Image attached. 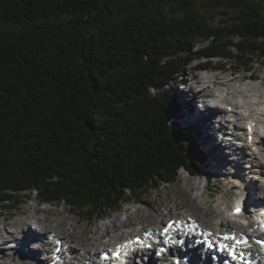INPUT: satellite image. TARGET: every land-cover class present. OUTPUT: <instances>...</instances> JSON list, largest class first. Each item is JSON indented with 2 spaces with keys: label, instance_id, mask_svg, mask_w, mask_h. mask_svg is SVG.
I'll use <instances>...</instances> for the list:
<instances>
[{
  "label": "trees",
  "instance_id": "obj_1",
  "mask_svg": "<svg viewBox=\"0 0 264 264\" xmlns=\"http://www.w3.org/2000/svg\"><path fill=\"white\" fill-rule=\"evenodd\" d=\"M206 1L225 25L198 0H0V208L35 194L104 217L200 175L164 88L198 60L264 64V0Z\"/></svg>",
  "mask_w": 264,
  "mask_h": 264
},
{
  "label": "rangeland",
  "instance_id": "obj_2",
  "mask_svg": "<svg viewBox=\"0 0 264 264\" xmlns=\"http://www.w3.org/2000/svg\"><path fill=\"white\" fill-rule=\"evenodd\" d=\"M198 4L200 9L199 11L203 13L206 18H208L211 24L225 25L226 21H229V17L225 16L222 10L210 11L207 7L206 0H198ZM205 44L206 42H199L196 49L203 47ZM200 62H203V60L190 63L184 68V71L177 76L176 81L166 86L163 90L164 95H173L176 102L178 108L176 122L180 124L179 126L181 128L184 126H191L193 128L191 132L192 137L195 139L197 146L204 153L205 164H201L199 176H192L187 171L182 169L179 171L177 182L158 186L157 189L152 190L146 196H142L140 200H134L131 203L125 204L119 212H114L104 217L95 216L91 218L87 215V213H73L72 209L66 204L59 205L57 203L55 205H44L35 194H23L19 199V206H15L14 204L0 208V245L6 241L7 245L12 247V244H14L12 241L13 239L16 241L18 238L23 239L25 237V239L34 238L37 240L39 237H46L49 234H46V232H44V234H39L37 232L35 233V231H33V234H29V224H31L32 220H29V218L23 214V210L31 211L33 218H44V215L41 212L42 209L43 211H50L47 218L48 220L50 219L49 221L54 220V224L49 230L59 231L58 225L65 221L63 222V228L66 226L65 228L70 230L73 235L80 234V236L77 237V241L79 243L78 249L86 246L87 248H95L96 250L92 251L91 254L96 251L97 253H95V256H98V251L101 252L103 249H108V247L103 246L104 243L111 245L109 244L110 241H115V243L118 242L120 236L129 232L130 228H136L138 225L140 226V223L138 224V222H141V224H144L146 227H155L157 225L162 226L163 224H166V221L173 216L168 214V207L163 206V204L168 205V197H170V194H175L181 188L187 187L188 192H190L193 197H197L200 192H203L205 193V198L199 200V204L195 203L202 208V211L195 210L191 206H185L179 209L178 213L189 214L199 219L207 228L212 229H215L217 224H219L223 219V215L221 214L222 210L220 209L221 206H223V202H233L236 199L245 200L248 197H250L251 200L254 199L255 191H253V189H256L255 185L257 182H260L263 185L264 179L255 173H249V166L247 163H245L247 168L245 173H240L241 169L239 170L238 165L233 162L235 158L232 153L235 151H233L231 145L227 142L228 140H226L227 134H225V132H232V126L229 125L227 130L222 131L220 129V125L214 121V118L210 117V121L209 119L206 121V117L213 112V109L207 111L203 103L193 102L192 93L195 94L197 90L202 89V86L199 85L198 82L204 83L206 81L207 74V76L214 74L220 75L222 78H235L238 79V81H243L244 77L254 74L264 75V64L256 61V63L252 66L251 73H245V71H243L244 68L236 70V63L231 62H228L226 67L227 71H223V73H221V71H215L214 73L194 71L193 69H197ZM213 62L216 65H219L220 63L226 65L225 61H222V59L219 58L214 59ZM237 84L239 83H236V86ZM189 86H193L191 92L188 90ZM211 90L216 92V88L214 86ZM216 116H219V114ZM228 117L231 118L230 116ZM219 118L222 120L221 117ZM220 144L223 146L221 147ZM225 151L226 153H229L228 158L233 159L226 167L220 162L221 158H223L226 154ZM214 155H218L219 157L214 160ZM259 159L264 163V158H262V156H260ZM211 161H213L212 165ZM222 173H226V175L223 176L221 175ZM250 192H252L251 194L253 196H251ZM259 193L260 196H264V191ZM158 205L162 207L161 217H159V210L157 208ZM170 205H173V203H170ZM35 207L40 208L41 213L38 212L33 214L32 209ZM138 210L144 213L143 216L129 217V214H135ZM215 210H217L220 214L214 212ZM147 217L148 219L145 220ZM158 217L160 218V222L163 221L164 223H159L157 221ZM19 219L24 221L22 223V227L19 229L12 228V225L16 224V221ZM71 223L74 225L76 224L75 228H72ZM139 226L137 228H139ZM9 230L14 232L17 230L22 231V234H20L21 236H19V234L14 235L9 233ZM23 230L27 231L24 232ZM32 241L35 240L32 239ZM23 246L24 251L12 250V252L17 256H22L23 254L27 255L26 250H30L31 248H29V246L32 247L33 245H27L25 242ZM53 248L54 247H52V249ZM31 250L29 252L27 251V253L29 254L32 252ZM8 253H11V250L0 252V264H10V260L8 259L9 257L7 256ZM41 257L43 258L42 254ZM77 257L81 260L83 259L82 262L87 263L88 261L87 259L85 260V257H81L80 255H77ZM154 259L155 261L145 263L141 258H139L136 262H134V264H143V262L144 264H172L169 260L157 262L156 257H154ZM29 261L32 264H36V262L37 264H42L37 259H30Z\"/></svg>",
  "mask_w": 264,
  "mask_h": 264
},
{
  "label": "bare ground",
  "instance_id": "obj_3",
  "mask_svg": "<svg viewBox=\"0 0 264 264\" xmlns=\"http://www.w3.org/2000/svg\"><path fill=\"white\" fill-rule=\"evenodd\" d=\"M253 77L258 78L259 82L258 84H256L255 86L250 85V83L247 84H241L240 86H236V83H243L244 82V78L243 81H238V79L235 78H222L220 75H213L211 80L208 82H198L199 85L202 86L201 90H197V92H195V94L192 93V101L193 102H201L204 104V107H206L207 111H210L213 109V112L208 115V117H206V121L212 117L214 118V121L217 122L220 125V129L222 131L227 130L228 126L231 125L232 127H234V131L235 134H231L230 131H226L225 134H227V142H229V144L231 145L233 151H235L233 154L234 156V163L238 165V168L240 170L241 174L245 173L246 165L245 163L248 164L249 166V173H255L259 176H261L262 179H264V163L262 162V160L259 159L260 156H262V158H264V138H262V136L259 134V129L260 131H263L264 133V75L259 74V75H252ZM216 88L217 92H220V94H222V98L224 99L223 102H220V104H226L227 106L229 105V107H220L219 105L217 107H211L209 105L208 102H210L211 99H213L214 97H216L217 93L214 92L213 90H211L212 87ZM193 89V86H189V91L191 92ZM239 98H243V99H253L259 106L258 107H253L252 105H247V106H242L240 104V102L238 101ZM219 116H216L218 115ZM227 116H231L234 119H232L231 121H228ZM222 118V120H220V118ZM210 121V119H209ZM212 121V122H214ZM214 124V123H212ZM249 125H251V128L254 129V132L252 134H248L247 131L249 130ZM232 129V128H231ZM253 135L254 138L256 139L257 143H253L250 144L249 143V136ZM233 141V143L231 142ZM256 145H262V149H259V153H257V151H254L253 148L256 147ZM220 146L222 147L223 145L220 144ZM259 148V147H258ZM226 153V151H225ZM229 153H226L225 156L223 158H221L220 162L222 163V165H224L225 167L227 166V164L232 161L233 159L228 158ZM259 156V157H258ZM219 156L214 155V160H216V158H218ZM213 161H211V165H212ZM219 164V163H218ZM221 175L225 176L226 173H222ZM256 189L253 191H255V195H254V199L251 200L250 197H248L245 200H240V202L238 203L239 205H244V207H246V211H245V215L250 216V214L252 213V204H264V202L261 201L260 198V193L259 192H263L264 191V184L262 185L260 182L256 183ZM188 188H181L179 189L175 194H170V197H168V205L163 204V206L168 207L167 210L168 214H171V216L175 217L174 218H170L173 220H178V219H186L187 217H192L189 214H185V213H178L179 209L183 208V207H189L191 206L193 209L198 210V211H202V208L199 205H196L195 203H200L199 200H202L205 198V193L200 192L198 194L197 197H193L190 192H188L187 190ZM252 192H250L251 194ZM249 194V195H250ZM251 196H253L251 194ZM202 202V201H201ZM170 203H173V205H170ZM224 205V204H223ZM229 205V204H227ZM158 210H159V217L162 216L161 211H162V207L161 206H157ZM235 208V204H233V206L229 209V212H232V210ZM254 208V207H253ZM245 210V209H244ZM41 209L40 208H34L32 209V213H38L40 212ZM190 211V210H189ZM44 215L43 217H37V218H33V215L31 214V211L28 210H23V214L25 216H27L29 218V220L31 221V224H29L30 227V232L29 234H33V231H35V233H39V234H44V232H46V234H52V233H56V239L57 240H61V241H65L66 245L70 246V258L71 261L75 260L76 262H80L79 264H83L82 260L79 259L77 257V255L81 256V257H85V260L87 259L88 255H91V252L96 250L95 248H87L86 247H82L78 249V241H77V237L80 236V234L77 235H73V233L66 229L65 227L63 228V222H61L58 226H59V231L57 230H49L51 227H53L54 224V220L49 221L48 220V215L50 214V211L44 210L42 209L41 211ZM40 212V213H41ZM214 212H217V210H215ZM143 212L138 210L136 211L135 214L131 215L129 214V217H141L143 216ZM217 214H220L217 212ZM60 215V214H59ZM157 218V221L159 223H164L163 221L160 222V218ZM26 218V219H28ZM148 217L145 219L147 220ZM170 219L168 221H170ZM65 220V219H64ZM168 221L166 222V224L168 223ZM24 221L22 219H19L18 221H16V224L12 225V228L14 229H19L22 227V223ZM221 227L219 230H217V227H219V224H217V226L215 227L216 232L218 233H222V231H227L229 228L233 229L236 227V222L231 220V219H225L223 221H221ZM140 223L141 229L139 230V228H137V231H140L141 233H147L151 230H155V228H153L152 226H145L144 224H141V222H138V224ZM76 225V224H75ZM75 225L71 223L72 228H75ZM164 225V224H163ZM35 227V228H34ZM158 228L161 227V225H157ZM205 228H207L205 226ZM57 229V228H56ZM213 230L212 228H208ZM24 232L27 230H23ZM85 231V230H84ZM109 231V230H108ZM14 232V231H13ZM21 231H16L14 232V235H18L20 234ZM111 233V232H110ZM48 234V235H49ZM223 234V233H222ZM47 235V236H48ZM139 234H134V232L131 235H123L121 239V241H124L126 239H130V238H134L136 236H138ZM1 236V235H0ZM21 236V235H19ZM47 236L45 237L47 239ZM2 239V238H1ZM33 240H36L34 238H32ZM32 239H28L25 237L22 239L18 238V242H15V245L12 244V247H9L6 243V241L3 242L2 245H0V252H5V250H11V253H8V259L10 260V264H32L30 263V259H37L40 261V263L42 264H46V262L43 260L42 257H39L38 252L34 251V250H40L39 247L35 246V247H30V250L32 252H30L29 254L27 253V251L29 252L30 250H26V254L28 255H22V256H17L16 254H14L12 252V250H23L24 251V243L26 242L27 245H31ZM30 240V241H29ZM39 239H37L36 241H38ZM104 247H109L108 244L104 243L103 245ZM97 248V247H96ZM27 249V248H26ZM58 249V246L55 245L54 247V251ZM54 251H51V253H54ZM76 251V252H75ZM106 250H102L101 252H99V254L101 255L102 252H105ZM37 253V254H36ZM198 255V254H197ZM197 255L195 256H191V259H189V262H191V264H194L197 262ZM6 256V257H7ZM77 258H76V257ZM186 256V254L184 255ZM182 257L181 255L177 257V259H181V258H185ZM40 258V259H39ZM51 259V258H50ZM175 259V258H174ZM188 260V259H187ZM152 262V260H151ZM37 264V262H36ZM70 264H75L74 262H70ZM153 264V263H152ZM173 264L174 261H173Z\"/></svg>",
  "mask_w": 264,
  "mask_h": 264
},
{
  "label": "snow or ice",
  "instance_id": "obj_4",
  "mask_svg": "<svg viewBox=\"0 0 264 264\" xmlns=\"http://www.w3.org/2000/svg\"><path fill=\"white\" fill-rule=\"evenodd\" d=\"M249 130H251V125H249ZM249 139H251V137H249ZM237 212H239V209H237Z\"/></svg>",
  "mask_w": 264,
  "mask_h": 264
}]
</instances>
